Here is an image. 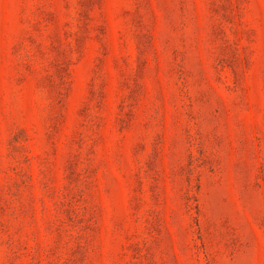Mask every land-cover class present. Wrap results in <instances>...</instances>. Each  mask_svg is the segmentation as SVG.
Masks as SVG:
<instances>
[{"label": "rangeland", "instance_id": "rangeland-1", "mask_svg": "<svg viewBox=\"0 0 264 264\" xmlns=\"http://www.w3.org/2000/svg\"><path fill=\"white\" fill-rule=\"evenodd\" d=\"M0 264H264V0H0Z\"/></svg>", "mask_w": 264, "mask_h": 264}]
</instances>
